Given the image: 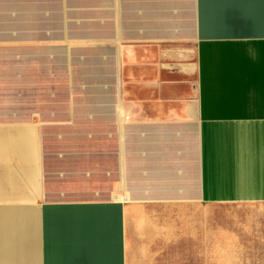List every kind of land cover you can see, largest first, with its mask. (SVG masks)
Here are the masks:
<instances>
[{
  "label": "rangeland",
  "instance_id": "rangeland-1",
  "mask_svg": "<svg viewBox=\"0 0 264 264\" xmlns=\"http://www.w3.org/2000/svg\"><path fill=\"white\" fill-rule=\"evenodd\" d=\"M141 1L168 0L123 3ZM14 2L0 0V10L4 9L0 18L4 28L0 35V103L20 104L22 116L33 119L40 135L43 176L38 181L44 191L39 192V205L116 204L124 230L121 250L128 264H264V249L260 244L255 248L254 224L245 222V212L239 207L201 204L198 164L196 157L191 158V151L196 150L195 130L182 128L176 137L181 142L150 144L162 148L161 156L154 154L147 160L142 142L132 141L125 129H119L120 123L126 132L133 127L177 124L181 122L178 117L188 115L178 105L186 101L181 98L190 100L197 89L200 47L191 41L175 44L174 40L155 39L151 41L155 44L143 45L146 42L139 39L123 38L117 11L107 14L104 0ZM11 5L21 7L17 32L7 30L16 16ZM54 6L63 19L53 16ZM107 21H112L114 39L107 43L116 45L100 47L97 39L110 32ZM103 48L113 49L117 56V101L130 105L111 124L94 120L89 116L93 112L85 110L96 101V61ZM59 49L64 52L62 58L56 56L61 54ZM181 64L189 70H182ZM175 166L181 170L173 173ZM176 174L183 185L174 198L133 201L126 199L123 190L113 193L125 186L126 177L134 184L138 199L139 184L172 182ZM113 195L125 199L113 200Z\"/></svg>",
  "mask_w": 264,
  "mask_h": 264
},
{
  "label": "crops",
  "instance_id": "crops-1",
  "mask_svg": "<svg viewBox=\"0 0 264 264\" xmlns=\"http://www.w3.org/2000/svg\"><path fill=\"white\" fill-rule=\"evenodd\" d=\"M165 2L130 5L123 0H104V6L107 14L117 11L123 38L139 39L146 42L143 45H153L155 39L174 40L175 44L191 41L200 47L197 89L190 100L181 98L186 101L178 105L188 115L178 117L181 122L177 124L133 127L126 132L120 123L119 129H125L132 141L142 142L147 160L154 154L161 156L162 148L150 144L181 142V137H176L182 128L195 130L196 150L191 151V158L196 157L198 164L201 204L239 207L246 213L245 222L254 224L255 248L260 244L264 249V0ZM9 8L16 16L7 30L17 32L15 22L21 7ZM51 9L53 16H60L55 6ZM3 14L4 9L0 18ZM105 23H109L110 32L97 39L98 44L115 46L114 41L107 43L114 40L112 21ZM3 31L0 26V35ZM58 51L61 54L56 52V56L62 58L63 50ZM116 60L113 49H100L96 101L92 108H85L93 112L89 116L94 120L110 124L130 106L117 101ZM180 68L189 70L185 64ZM31 120L22 116L20 104L0 103V264H128L121 250L124 230L116 204L39 205V192L44 191V184L38 181L39 175L43 176L39 168L42 146ZM168 136L172 140H167ZM143 167L149 169V165ZM177 167L173 173L181 170ZM180 179L176 174L172 182L139 184L141 198L136 199L134 184L125 177V186L113 193L123 190L126 199L133 201L174 198L183 185Z\"/></svg>",
  "mask_w": 264,
  "mask_h": 264
}]
</instances>
